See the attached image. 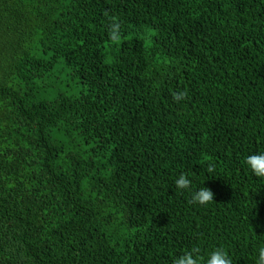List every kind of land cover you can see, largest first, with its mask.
Returning a JSON list of instances; mask_svg holds the SVG:
<instances>
[{
  "label": "trees",
  "instance_id": "obj_1",
  "mask_svg": "<svg viewBox=\"0 0 264 264\" xmlns=\"http://www.w3.org/2000/svg\"><path fill=\"white\" fill-rule=\"evenodd\" d=\"M260 153L264 0H0V264H258Z\"/></svg>",
  "mask_w": 264,
  "mask_h": 264
},
{
  "label": "clouds",
  "instance_id": "obj_2",
  "mask_svg": "<svg viewBox=\"0 0 264 264\" xmlns=\"http://www.w3.org/2000/svg\"><path fill=\"white\" fill-rule=\"evenodd\" d=\"M245 163L258 178H264V153L253 154L246 158ZM175 184L180 190H188L191 187V181L188 180L183 174L175 181ZM214 200V195L208 188H202L192 197V203L199 205H207ZM196 250L187 252L177 258L174 264H198V259L194 256ZM207 264H232V260L227 255L226 251L222 248L214 250L209 258ZM258 264H264V248L259 250Z\"/></svg>",
  "mask_w": 264,
  "mask_h": 264
}]
</instances>
